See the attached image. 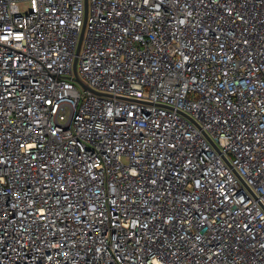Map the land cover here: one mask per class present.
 I'll use <instances>...</instances> for the list:
<instances>
[{"label":"built area","instance_id":"built-area-1","mask_svg":"<svg viewBox=\"0 0 264 264\" xmlns=\"http://www.w3.org/2000/svg\"><path fill=\"white\" fill-rule=\"evenodd\" d=\"M20 1L0 264H264V0Z\"/></svg>","mask_w":264,"mask_h":264},{"label":"water","instance_id":"water-1","mask_svg":"<svg viewBox=\"0 0 264 264\" xmlns=\"http://www.w3.org/2000/svg\"><path fill=\"white\" fill-rule=\"evenodd\" d=\"M86 8H88V0H86ZM84 31H85V26H84L83 31H82V35H81V39H80V43H79V47H78V51L80 50V47H81V44H82V41H83ZM75 75H76V80H77L79 83L85 85L84 82H83V80L81 79V76H80L79 72H78V69H77V61L75 62ZM85 86H86V85H85ZM216 147H217V146H216ZM217 148H218V147H217Z\"/></svg>","mask_w":264,"mask_h":264},{"label":"rangeland","instance_id":"rangeland-1","mask_svg":"<svg viewBox=\"0 0 264 264\" xmlns=\"http://www.w3.org/2000/svg\"><path fill=\"white\" fill-rule=\"evenodd\" d=\"M32 5V1L30 0H21L19 2L20 9L22 11H27Z\"/></svg>","mask_w":264,"mask_h":264}]
</instances>
